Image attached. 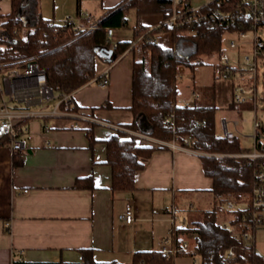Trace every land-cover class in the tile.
I'll return each mask as SVG.
<instances>
[{
  "label": "crops",
  "instance_id": "crops-1",
  "mask_svg": "<svg viewBox=\"0 0 264 264\" xmlns=\"http://www.w3.org/2000/svg\"><path fill=\"white\" fill-rule=\"evenodd\" d=\"M38 1L33 18L26 15V33L31 29L30 22L39 16L63 24L68 14L79 22L81 13L88 12L93 15L92 21L84 22L92 23L123 0H99L105 10L100 17L89 11L83 0H52L49 11ZM11 10L12 0H0V29L2 16ZM57 18L64 20L58 22ZM164 19L160 13L137 15L133 39L140 28L157 27ZM117 33L114 28L112 41L128 40ZM165 34L160 33L158 41L164 47H175L172 33ZM135 55L129 49L112 63L97 59L96 75L72 93L76 106L72 113L89 116L80 120L79 126H75L72 113L18 120V139L26 149L23 155L15 151L9 137L0 140V264H14L17 260L79 262L82 248H93L99 261L131 262L134 252L161 249V241L171 236L173 227L188 224L182 220L188 221V211L194 207L195 197L191 195L212 193L213 179L203 165L206 151L181 147L177 141L159 144L151 139L155 137L127 127L135 119L131 109ZM6 66L9 65L0 64V99L7 100L12 108L42 112L55 109L58 93L51 90L29 102L11 99L2 76L24 68ZM106 72L110 82L101 86L98 81ZM232 79L219 78L214 94L194 89L193 100L186 97L183 103L179 90L178 104L208 102L219 108L222 106L218 101L222 99L224 106H230L236 85ZM92 127L97 138L94 145L87 133ZM119 130L137 135L141 145H160L144 159L133 190L112 189L106 141ZM89 177L94 187L77 186L79 180ZM130 200L134 202L135 220L126 224L119 215ZM185 238L193 242L191 235ZM195 262L201 264L197 258L180 257L176 264Z\"/></svg>",
  "mask_w": 264,
  "mask_h": 264
},
{
  "label": "trees",
  "instance_id": "trees-1",
  "mask_svg": "<svg viewBox=\"0 0 264 264\" xmlns=\"http://www.w3.org/2000/svg\"><path fill=\"white\" fill-rule=\"evenodd\" d=\"M28 1L12 0L11 12L2 16L0 64L26 68L30 62L36 61L45 70L47 83L55 93H73L96 75L98 58L112 63L132 49L136 54L131 106L135 119L127 127L161 140L177 141L213 153L203 156V165L205 173L213 179L211 192L214 200L211 206L192 219L191 224L173 227V252L138 250L131 262L99 261L93 248H82L79 262L17 260L14 264H176L180 257L197 258L201 264H228L225 253L229 248H234L237 253L236 263L264 264V256L257 251L254 237L247 239L243 235L244 232L254 234L260 222L252 207L255 165L246 157L215 155L249 149L238 136L228 140L217 132V105L208 102L178 104L179 66L196 71L204 63L202 56L221 52L224 34L234 31L235 26L203 22L192 34L181 28L162 26L147 32L149 27H143L135 32L133 40H120L113 49L108 27L127 26L132 8L137 15L160 13L166 18L172 12V0H123L92 22L96 27L91 29H76L66 22L60 24L39 16L30 22L31 29L26 33L25 6ZM143 32H146L144 38L138 40ZM163 32L172 33L175 47H164L159 41L152 40ZM238 105L232 102L231 106ZM61 106L64 107L65 103ZM69 109L75 110V104L71 103ZM168 116L170 123L166 122ZM202 121L206 124L197 125ZM87 133L94 145L97 138L93 127ZM138 140L137 135L119 130L106 141L113 190L135 189L136 174L144 167V159L160 147L157 144L141 145ZM77 186L95 185L89 177L79 180ZM228 201H232L235 208L227 207ZM225 224H231L233 230H228ZM187 235L192 236L193 242L186 240ZM184 242H188V246L184 247Z\"/></svg>",
  "mask_w": 264,
  "mask_h": 264
},
{
  "label": "built area",
  "instance_id": "built-area-1",
  "mask_svg": "<svg viewBox=\"0 0 264 264\" xmlns=\"http://www.w3.org/2000/svg\"><path fill=\"white\" fill-rule=\"evenodd\" d=\"M172 0V12L166 17L161 24L157 27H166L168 29H185L187 33L192 34L196 32L198 25L203 22H212L218 24H230L235 26L234 31L243 38L252 37V49L244 55L245 62L241 61L236 65L232 63L231 56L226 49H222L219 53V59L214 67V72L219 78L230 79L238 72L241 77L246 73L250 74L252 84L247 87L246 85H235L233 92V101L236 103H253L256 111L254 118V127L256 129L255 141L252 149L238 153H216L217 156H237L246 157L250 159V163L255 165L254 171V184L252 207L255 211V217L262 222L264 220V141L261 139L260 130L263 129L264 120L259 116L257 107L258 89L257 83L259 81L260 64L264 63V39L259 32V29L264 26V0ZM81 21H75L74 16L68 15L65 21L68 25L76 29H91L96 27L95 24L85 23L91 22L93 15L88 12L81 13ZM149 28L147 32L154 28ZM108 36L111 38L114 34V28L108 27ZM146 32L140 34L138 40L144 38ZM159 37V36H158ZM158 37L152 39L158 41ZM112 48L115 49L118 43L112 41ZM230 48L237 49L241 47L235 40H230ZM120 58V57H119ZM185 72V66L180 65L178 68V76L182 77ZM2 81L5 83L9 90L11 99L32 101L37 96L48 95L50 87L47 83L46 72L36 62H30L29 66L21 69H13L3 74ZM110 82L108 72L104 73L102 78L98 81L101 86H107ZM251 95L246 98V95ZM59 103L51 112L30 111L20 108H12L8 101L0 99V140L3 138H10L15 151L23 155L26 152L24 143L18 139L19 126L18 120H24L33 116H41L44 114H58V113H72L69 109L72 103V93L58 94ZM65 103L62 107L61 104ZM75 115V126H79L80 120L88 119L89 116L72 113ZM246 120V119H244ZM166 122L170 123L171 118L168 116ZM205 125L206 122H197V125ZM235 125L240 124V120H234ZM223 136L228 140H233L237 135L229 129L228 121L224 120V134ZM151 138L150 136H148ZM190 138V137H189ZM159 144H168L165 140L151 138ZM49 143V140H47ZM188 142V139H187ZM174 147L175 143L172 144ZM181 147H188L181 145ZM207 154V153H206ZM208 153L207 155H212ZM227 207L235 208L232 201H228ZM156 211V210H155ZM120 219L126 224H131L135 220L134 202L130 200L125 207V210L119 215ZM187 223V218L182 220ZM225 227L232 231L231 224H225ZM245 238L252 237L250 232L243 233ZM161 250L165 253L173 252V237L169 236L161 241ZM188 246V242H184V247ZM237 253L234 248H229L225 253V258L228 263H234ZM194 264H198L195 262Z\"/></svg>",
  "mask_w": 264,
  "mask_h": 264
},
{
  "label": "rangeland",
  "instance_id": "rangeland-1",
  "mask_svg": "<svg viewBox=\"0 0 264 264\" xmlns=\"http://www.w3.org/2000/svg\"><path fill=\"white\" fill-rule=\"evenodd\" d=\"M202 1L199 0L196 3L199 4ZM40 2L38 0H29L28 6L26 7L25 15L33 14L34 10L39 7ZM41 4H43V8L47 11L50 10L53 1L52 0H41ZM83 5L92 13H95L97 17H100L101 11H105L99 0H83ZM74 9V8H73ZM72 15V14H68ZM67 16V15H66ZM129 21L127 26L115 28L117 34L123 38L131 40L133 39V27L137 23V14L134 8L129 11L128 14ZM33 18V16H32ZM33 20V19H32ZM64 18H57V21H63ZM263 39H264V26L259 29ZM167 32H164V34ZM165 34V35H166ZM164 36V35H163ZM163 38V37H162ZM235 40L238 44H241V47L237 49L230 48L229 42L230 40ZM252 37L243 38L239 36L235 32L227 31L224 34L223 38V49H226L229 55L231 56L232 63L238 64L240 61L242 63L245 62L244 55L248 52H251L252 49ZM204 63L201 64L196 71H192L188 67H185V72L182 77H179V90L181 91V103H183V98H191L193 100L194 89H198L199 91H206L207 94H214L216 86L219 84V77L214 72L215 64L218 60V54L213 56H202ZM1 77V74H0ZM232 81H235L236 85H249L252 84L250 74L246 73L244 77H240L237 72ZM258 89V98H257V107L258 114L264 120V63L260 64V73H259V81L257 83ZM213 95L210 97L212 98ZM251 95H246V98H250ZM219 104L222 107H219L216 113V125L217 132L221 135L224 134V120L228 121V127L232 130L242 141L243 145L248 149H252L255 141L256 129L254 127V118L256 111L252 106L253 103L247 104L243 106L240 104L238 106H224L225 102L222 99H219ZM245 104V103H244ZM246 119V120H244ZM234 120H240L239 125L234 124ZM261 139L264 141V126L261 129ZM210 153V152H207ZM222 154V153H221ZM225 154V153H224ZM227 156V155H226ZM192 198L195 197L194 207L188 211V224L192 223V219L196 216H199L203 209L209 207L213 203V194L212 193H204L199 192L191 195ZM254 241L256 243L257 251L264 256V222H259L254 234ZM228 264H240V263H228Z\"/></svg>",
  "mask_w": 264,
  "mask_h": 264
},
{
  "label": "water",
  "instance_id": "water-1",
  "mask_svg": "<svg viewBox=\"0 0 264 264\" xmlns=\"http://www.w3.org/2000/svg\"><path fill=\"white\" fill-rule=\"evenodd\" d=\"M50 90H51V92H53L54 90L50 87Z\"/></svg>",
  "mask_w": 264,
  "mask_h": 264
}]
</instances>
